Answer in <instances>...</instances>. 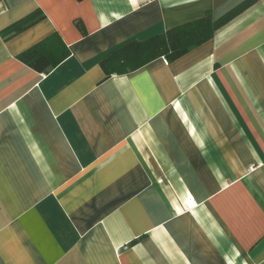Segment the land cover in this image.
Returning <instances> with one entry per match:
<instances>
[{
    "label": "crops",
    "instance_id": "obj_1",
    "mask_svg": "<svg viewBox=\"0 0 264 264\" xmlns=\"http://www.w3.org/2000/svg\"><path fill=\"white\" fill-rule=\"evenodd\" d=\"M243 1L0 0V264H264V0L172 62L100 66ZM47 38L62 62L18 59Z\"/></svg>",
    "mask_w": 264,
    "mask_h": 264
},
{
    "label": "trees",
    "instance_id": "obj_2",
    "mask_svg": "<svg viewBox=\"0 0 264 264\" xmlns=\"http://www.w3.org/2000/svg\"><path fill=\"white\" fill-rule=\"evenodd\" d=\"M255 1L245 0L217 20H213L211 13L207 12L201 19L174 27L159 35L142 41L130 40L126 42L101 60L100 66L105 73V77L109 78L112 74L135 72L157 59L163 58L169 63L180 58L208 41L216 30L244 12ZM42 19H44V15L40 11H37L8 27L1 32V35L4 38L17 35ZM77 23L78 28L82 30V26L79 25V22ZM48 39L23 52L18 56V59L28 67L41 72L42 70L55 67L69 53L68 51H63L61 48L58 58H55L52 62L49 61V57L46 54L43 55L42 51L43 47L47 45Z\"/></svg>",
    "mask_w": 264,
    "mask_h": 264
}]
</instances>
